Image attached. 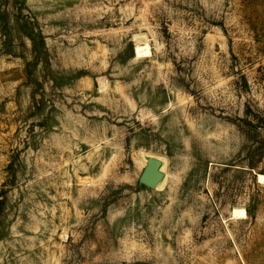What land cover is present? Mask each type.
I'll use <instances>...</instances> for the list:
<instances>
[{
	"label": "rangeland",
	"instance_id": "1",
	"mask_svg": "<svg viewBox=\"0 0 264 264\" xmlns=\"http://www.w3.org/2000/svg\"><path fill=\"white\" fill-rule=\"evenodd\" d=\"M0 264H264V0H0Z\"/></svg>",
	"mask_w": 264,
	"mask_h": 264
},
{
	"label": "water",
	"instance_id": "2",
	"mask_svg": "<svg viewBox=\"0 0 264 264\" xmlns=\"http://www.w3.org/2000/svg\"><path fill=\"white\" fill-rule=\"evenodd\" d=\"M161 167V159L155 156L148 157L147 163L139 177L140 183L151 189H156L159 183L165 178V172Z\"/></svg>",
	"mask_w": 264,
	"mask_h": 264
},
{
	"label": "bare ground",
	"instance_id": "3",
	"mask_svg": "<svg viewBox=\"0 0 264 264\" xmlns=\"http://www.w3.org/2000/svg\"><path fill=\"white\" fill-rule=\"evenodd\" d=\"M139 38H140V37H139ZM145 38H146V37H144V39H145ZM144 39L141 38V39H139V41H138L139 43L141 42L143 48H145L144 46H146V44H147V42H146ZM139 43H138V44H139ZM138 48H139V47H138ZM101 82L103 83V86L105 87V86H106V81H105L104 79H102ZM151 156H152V155L147 154V153L141 155V161H142V163H143L144 166H145L146 163H147L148 157H151ZM162 164H163V163H162ZM161 169H162L163 171L165 170V165H164V164L162 165ZM258 175H259V174L256 173V176H258ZM165 181H166V176H165V178L159 183V185L157 186V189L161 188L162 185L165 183Z\"/></svg>",
	"mask_w": 264,
	"mask_h": 264
}]
</instances>
